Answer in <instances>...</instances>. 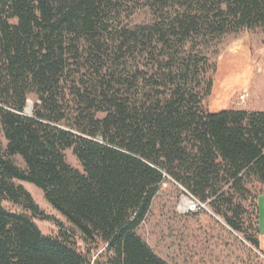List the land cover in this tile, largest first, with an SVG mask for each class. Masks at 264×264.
Returning a JSON list of instances; mask_svg holds the SVG:
<instances>
[{
    "label": "trees",
    "instance_id": "obj_1",
    "mask_svg": "<svg viewBox=\"0 0 264 264\" xmlns=\"http://www.w3.org/2000/svg\"><path fill=\"white\" fill-rule=\"evenodd\" d=\"M141 8L152 21L125 23ZM255 29L264 0H0V264H91L68 237L5 208L50 219L14 179L102 242L107 264H170L138 234L169 177L262 252L263 193L248 183L264 185V112L203 107L211 48Z\"/></svg>",
    "mask_w": 264,
    "mask_h": 264
},
{
    "label": "rangeland",
    "instance_id": "obj_2",
    "mask_svg": "<svg viewBox=\"0 0 264 264\" xmlns=\"http://www.w3.org/2000/svg\"><path fill=\"white\" fill-rule=\"evenodd\" d=\"M124 20L129 25L148 23L152 21V14L149 9L141 8ZM210 57L216 64V71L211 75V90L203 99L204 109L210 112L225 109L264 112V32L255 29L226 35L211 48ZM34 100L35 97L30 96L25 114H32ZM30 105L32 110L28 112ZM6 145L0 124V153H4ZM65 155L70 165L83 170L72 149H67ZM12 159L25 168L19 156ZM13 181L30 192L50 219L33 217L21 205L1 199L6 209L28 214L45 235L68 237L78 250L88 254L91 264H107L102 242L84 241L46 200L40 188L27 181ZM248 187L255 194L264 193V185L257 181L251 180ZM258 205L260 229L264 231V196H259ZM138 234L170 264H264V254L251 246L243 234L228 227L208 204L200 202L170 177L159 186Z\"/></svg>",
    "mask_w": 264,
    "mask_h": 264
},
{
    "label": "crops",
    "instance_id": "obj_3",
    "mask_svg": "<svg viewBox=\"0 0 264 264\" xmlns=\"http://www.w3.org/2000/svg\"><path fill=\"white\" fill-rule=\"evenodd\" d=\"M260 196L263 197L264 193L261 194ZM259 242H260V248L264 254V231L262 229H260V233H259Z\"/></svg>",
    "mask_w": 264,
    "mask_h": 264
},
{
    "label": "bare ground",
    "instance_id": "obj_4",
    "mask_svg": "<svg viewBox=\"0 0 264 264\" xmlns=\"http://www.w3.org/2000/svg\"><path fill=\"white\" fill-rule=\"evenodd\" d=\"M30 107H31V105L28 107V112L32 110ZM27 115H29V114H27Z\"/></svg>",
    "mask_w": 264,
    "mask_h": 264
},
{
    "label": "water",
    "instance_id": "obj_5",
    "mask_svg": "<svg viewBox=\"0 0 264 264\" xmlns=\"http://www.w3.org/2000/svg\"><path fill=\"white\" fill-rule=\"evenodd\" d=\"M30 108L32 109V106Z\"/></svg>",
    "mask_w": 264,
    "mask_h": 264
}]
</instances>
